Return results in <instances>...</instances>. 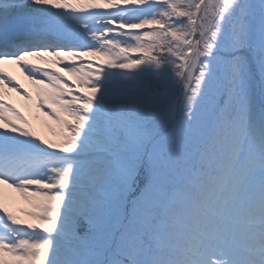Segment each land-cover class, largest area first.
<instances>
[{
  "label": "snow or ice",
  "instance_id": "obj_1",
  "mask_svg": "<svg viewBox=\"0 0 264 264\" xmlns=\"http://www.w3.org/2000/svg\"><path fill=\"white\" fill-rule=\"evenodd\" d=\"M0 264H264V0H0Z\"/></svg>",
  "mask_w": 264,
  "mask_h": 264
},
{
  "label": "rangeland",
  "instance_id": "obj_2",
  "mask_svg": "<svg viewBox=\"0 0 264 264\" xmlns=\"http://www.w3.org/2000/svg\"><path fill=\"white\" fill-rule=\"evenodd\" d=\"M39 63H40V61L38 60L34 64L39 65ZM69 79H71V78H69ZM24 84H25V87L28 89V91H30V92L34 91V87L35 86L31 85L28 81L24 80ZM10 94H11V96H10L9 100L12 103H14L18 108H20V110L22 112L25 111V108H24V103L25 102L22 101L21 98L16 93H10ZM45 134H47V133H45ZM6 192H8L11 197H16V194L15 193H10V190H6ZM13 202H15V201H13Z\"/></svg>",
  "mask_w": 264,
  "mask_h": 264
},
{
  "label": "bare ground",
  "instance_id": "obj_3",
  "mask_svg": "<svg viewBox=\"0 0 264 264\" xmlns=\"http://www.w3.org/2000/svg\"><path fill=\"white\" fill-rule=\"evenodd\" d=\"M33 59L36 60V58H33ZM33 59H32V62H34ZM7 67L14 72V74L16 75V77H18V78L20 77L19 74H18V72H15L14 66L8 65Z\"/></svg>",
  "mask_w": 264,
  "mask_h": 264
}]
</instances>
